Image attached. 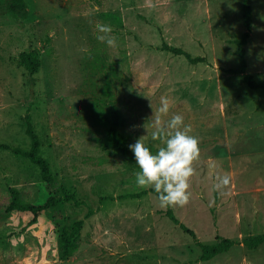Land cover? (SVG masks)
I'll return each mask as SVG.
<instances>
[{
  "label": "rangeland",
  "instance_id": "rangeland-1",
  "mask_svg": "<svg viewBox=\"0 0 264 264\" xmlns=\"http://www.w3.org/2000/svg\"><path fill=\"white\" fill-rule=\"evenodd\" d=\"M0 0V193L14 188L24 203L46 196L38 166L15 153L29 150L24 116H31L40 154L57 192L73 190L81 205L62 203L34 224L0 217V264H264V243L198 261L193 238L165 215L152 192L138 198V166L106 139L115 106L128 145L144 137L155 154L151 117L170 101L199 138L190 201L170 206L200 242L236 241L264 233V91L238 70L236 41L245 32L244 0H23L27 16L4 12ZM251 34L246 72L264 80V0H247ZM110 25L116 47L97 40L96 23ZM179 47L206 61L160 49ZM33 51L39 71L20 62ZM154 111V112H153ZM230 175L227 187L217 177ZM91 214H88V210ZM84 220L76 251L64 256L60 238ZM242 260V261H241Z\"/></svg>",
  "mask_w": 264,
  "mask_h": 264
},
{
  "label": "trees",
  "instance_id": "trees-1",
  "mask_svg": "<svg viewBox=\"0 0 264 264\" xmlns=\"http://www.w3.org/2000/svg\"><path fill=\"white\" fill-rule=\"evenodd\" d=\"M5 6L6 8L4 9V12H12L23 18L27 16V6L23 0H9ZM242 9L245 32L241 35L240 39L236 41V52L240 60V67L238 70L229 69L228 71L240 72L243 76V80L251 89H262L264 91V80H256L252 75L246 72L247 62L245 58L246 51L244 46L251 34V8L249 5H247V0H244ZM160 49L166 50L175 55H183L189 60L190 63L206 61L205 57H193L182 48L170 46L165 42L161 45ZM20 62L28 70V73L31 76L39 71L40 63L38 55L33 51L21 53ZM109 115L111 117V121H109L106 132L108 144L118 148L125 157L136 164L134 154L130 151L126 137L122 132L124 121L119 110L115 106H110ZM24 122L25 132L28 135L31 143L30 148L29 150H22L18 148L14 150L16 154L27 157L33 164L38 166L41 178L44 181L46 196L41 202L24 203L22 202L19 192L16 189L8 188L6 191L0 193V217L12 213H20L21 215L25 216V225L30 226L31 224L39 221L44 216V214L62 203H73L77 206L81 205L82 203L77 198L73 190L63 187L61 188L62 190L60 193L57 192V187L55 185L54 176L51 173L50 165L40 154V140L34 130L31 116L29 114L24 116ZM148 192H152L157 196V193L152 188L149 190H142L137 193L128 194L127 196L138 198ZM91 212L92 211L89 209L88 214H91ZM165 215L175 225H178L183 232L189 234L193 238L194 242L201 250L198 261L210 260L218 254L228 251L235 243L243 244V246L247 247L248 249H256L258 246L264 243L263 233L250 236L248 238L242 239L241 241L217 236L215 242L206 244L200 242L197 239L195 233L178 220L170 206L167 207ZM83 224V219L76 221L73 224L70 232L61 236L60 248L64 256H71L76 251Z\"/></svg>",
  "mask_w": 264,
  "mask_h": 264
},
{
  "label": "clouds",
  "instance_id": "clouds-1",
  "mask_svg": "<svg viewBox=\"0 0 264 264\" xmlns=\"http://www.w3.org/2000/svg\"><path fill=\"white\" fill-rule=\"evenodd\" d=\"M145 6L155 7L152 0H145ZM96 30L99 33L97 40L106 43L109 47H116V38L111 35L110 25L97 22ZM160 107L151 117L152 140L160 141L155 154L145 146L144 137L129 145L134 154L139 171L135 173V182L138 188H152L157 193L161 208L169 206L187 205L190 201V178L195 174L193 163L200 157L199 138L191 135L192 128L184 124L182 115L174 114L165 121L164 116L169 113L170 101L166 97L160 98ZM216 188L227 187L231 177L228 174L218 176Z\"/></svg>",
  "mask_w": 264,
  "mask_h": 264
},
{
  "label": "crops",
  "instance_id": "crops-1",
  "mask_svg": "<svg viewBox=\"0 0 264 264\" xmlns=\"http://www.w3.org/2000/svg\"><path fill=\"white\" fill-rule=\"evenodd\" d=\"M259 259H252V260H248L245 258H243V264H261L260 262H258ZM242 261V260H241ZM264 263V261H262ZM242 264V263H241Z\"/></svg>",
  "mask_w": 264,
  "mask_h": 264
}]
</instances>
